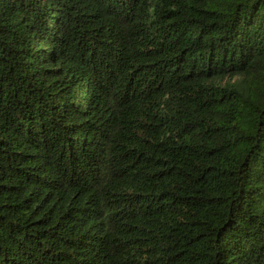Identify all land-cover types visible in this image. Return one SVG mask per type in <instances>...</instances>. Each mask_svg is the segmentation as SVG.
Returning a JSON list of instances; mask_svg holds the SVG:
<instances>
[{"label": "trees", "instance_id": "trees-1", "mask_svg": "<svg viewBox=\"0 0 264 264\" xmlns=\"http://www.w3.org/2000/svg\"><path fill=\"white\" fill-rule=\"evenodd\" d=\"M0 264H264V0H0Z\"/></svg>", "mask_w": 264, "mask_h": 264}]
</instances>
